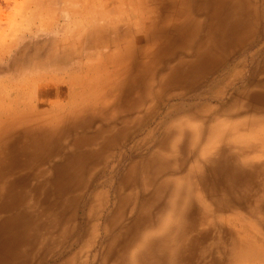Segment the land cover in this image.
Returning <instances> with one entry per match:
<instances>
[{
  "label": "rangeland",
  "instance_id": "obj_1",
  "mask_svg": "<svg viewBox=\"0 0 264 264\" xmlns=\"http://www.w3.org/2000/svg\"><path fill=\"white\" fill-rule=\"evenodd\" d=\"M0 264H264V0H0Z\"/></svg>",
  "mask_w": 264,
  "mask_h": 264
},
{
  "label": "bare ground",
  "instance_id": "obj_2",
  "mask_svg": "<svg viewBox=\"0 0 264 264\" xmlns=\"http://www.w3.org/2000/svg\"><path fill=\"white\" fill-rule=\"evenodd\" d=\"M169 219H170V217H169ZM171 222V221H170Z\"/></svg>",
  "mask_w": 264,
  "mask_h": 264
}]
</instances>
